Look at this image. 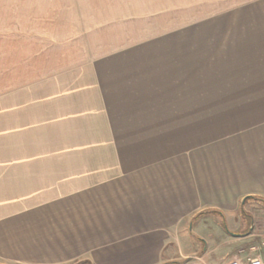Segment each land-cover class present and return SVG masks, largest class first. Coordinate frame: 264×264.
Returning a JSON list of instances; mask_svg holds the SVG:
<instances>
[{
  "label": "rangeland",
  "instance_id": "rangeland-1",
  "mask_svg": "<svg viewBox=\"0 0 264 264\" xmlns=\"http://www.w3.org/2000/svg\"><path fill=\"white\" fill-rule=\"evenodd\" d=\"M46 86L60 90L57 110L0 114V139L88 137L91 122L120 116L106 112L118 104L129 108L123 120L162 122L179 150H221L264 116V0H0V99L39 108ZM257 201L237 214L254 215L253 246L264 241ZM208 214L193 235L210 242L209 258L192 235L177 242L176 264H224L219 247L233 241L234 225L228 235Z\"/></svg>",
  "mask_w": 264,
  "mask_h": 264
},
{
  "label": "crops",
  "instance_id": "crops-1",
  "mask_svg": "<svg viewBox=\"0 0 264 264\" xmlns=\"http://www.w3.org/2000/svg\"><path fill=\"white\" fill-rule=\"evenodd\" d=\"M44 92L39 108L1 98L2 118L57 110L60 90ZM106 108L120 116L91 122L88 137L55 130L46 142L0 139V264L176 263L177 242L190 240L208 213L228 235L234 225L216 262L264 260L261 242L250 240L255 231H246L254 215L237 218L244 199L264 200V116L221 150L207 142L179 150L162 122L123 120L128 106ZM195 237L208 259L210 242Z\"/></svg>",
  "mask_w": 264,
  "mask_h": 264
},
{
  "label": "built area",
  "instance_id": "built-area-1",
  "mask_svg": "<svg viewBox=\"0 0 264 264\" xmlns=\"http://www.w3.org/2000/svg\"><path fill=\"white\" fill-rule=\"evenodd\" d=\"M262 247H264V241L262 242ZM224 264H264V260L260 257L249 258L245 261V263H243V261L240 259H234V260H230Z\"/></svg>",
  "mask_w": 264,
  "mask_h": 264
},
{
  "label": "trees",
  "instance_id": "trees-1",
  "mask_svg": "<svg viewBox=\"0 0 264 264\" xmlns=\"http://www.w3.org/2000/svg\"><path fill=\"white\" fill-rule=\"evenodd\" d=\"M249 199V198H248ZM256 200H258L257 198H255ZM254 199V200H255ZM258 201H261V202H263L264 203V200H258ZM224 226H225V228H226V225L224 224ZM176 264V263H175Z\"/></svg>",
  "mask_w": 264,
  "mask_h": 264
},
{
  "label": "water",
  "instance_id": "water-1",
  "mask_svg": "<svg viewBox=\"0 0 264 264\" xmlns=\"http://www.w3.org/2000/svg\"><path fill=\"white\" fill-rule=\"evenodd\" d=\"M246 202V199L243 201V203H245Z\"/></svg>",
  "mask_w": 264,
  "mask_h": 264
}]
</instances>
